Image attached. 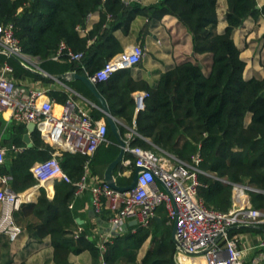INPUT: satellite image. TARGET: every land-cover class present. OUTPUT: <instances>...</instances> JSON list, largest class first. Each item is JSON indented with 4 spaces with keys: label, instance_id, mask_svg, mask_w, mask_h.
<instances>
[{
    "label": "trees",
    "instance_id": "trees-1",
    "mask_svg": "<svg viewBox=\"0 0 264 264\" xmlns=\"http://www.w3.org/2000/svg\"><path fill=\"white\" fill-rule=\"evenodd\" d=\"M226 2L227 26L221 33L217 30L218 0H159L149 6L136 1L127 4L123 0H0V25H14L22 51L39 58L40 67L47 73L74 71L92 76L124 50L116 31L128 35L137 15L155 20L166 15L177 18L192 37L194 53L211 56L207 73L201 62L186 60L162 73L157 85L150 88L136 81L130 69H126L116 72L108 81L97 82V90L106 100L110 113L122 122L117 125L123 138L135 120L136 131L150 141L137 137L133 145L158 147L187 162H192L198 154L201 156L199 167L210 175L200 174L199 197L208 208L229 212L233 207L232 184L238 183L254 189L249 192L251 206L264 212V76L245 78L247 63L234 39L235 31L248 18L264 15V5L259 8L257 0ZM95 12H100L99 21L82 37L80 31L87 27ZM91 39L95 40L89 44ZM62 43L67 50L83 53V57L71 60L65 50L55 60ZM6 63L12 66L14 78L19 82L40 80L55 84L54 80L39 77L0 53V68ZM66 85L68 88L51 87L49 96L64 104L71 98L79 100L76 94L79 93L99 105L82 81L66 82ZM138 90H146L149 96L145 108L136 113L133 95ZM90 108L93 118L104 119L108 126V141L98 148L91 162L93 174L104 179L120 147L105 114L97 107ZM2 127L0 121V132ZM6 132L3 145L24 148L8 155L0 165V176L8 178L10 191L26 193L39 185L32 167L53 154H59L62 168L74 182L83 176L86 157L55 150L50 138L39 129L31 133L32 148H27L23 140L28 133L27 124L12 121ZM124 158L134 161L128 153ZM127 169L130 167L122 163L115 169L119 186H128L133 180L134 166L129 177L122 175ZM41 177H47V173ZM54 188L52 200L41 188L37 202L23 203L13 217L24 229L22 235L26 233L39 242L50 238L55 264H71V255L85 251L91 254L93 264H102L101 258L106 264H178L177 246L172 239L174 223L169 222L167 213L157 211L161 223L153 219L147 227L129 226L126 231L114 234L102 251L93 230L95 226L76 222V201L82 199L76 193V186L61 181ZM96 216L101 222H109L113 213L105 209ZM256 227L235 228L229 235L254 231ZM149 238L151 247L140 261L139 251ZM0 264H14L11 241L6 235L0 236Z\"/></svg>",
    "mask_w": 264,
    "mask_h": 264
},
{
    "label": "built area",
    "instance_id": "built-area-1",
    "mask_svg": "<svg viewBox=\"0 0 264 264\" xmlns=\"http://www.w3.org/2000/svg\"><path fill=\"white\" fill-rule=\"evenodd\" d=\"M106 1V0H104ZM125 3L140 2V0H123ZM71 60H80L83 53H76L62 43L58 54L54 57L59 60L63 51ZM0 51L3 54H13L26 65L32 61L30 55L22 51V47L15 35L12 23L0 25ZM65 54V53H64ZM146 55L141 45H134L109 59L106 64L94 75L87 76L94 82L108 81L116 72L138 66ZM35 69L39 65L30 66ZM37 82L28 84L27 81H17L10 64L0 68V117L7 116L9 121L18 123L36 124V129L45 133L57 151H65L86 157L84 174L78 181H73L64 171L59 154L37 162L32 172L53 182H67L76 186L77 195L89 191L91 206L95 214L110 209L113 216L110 218V235L100 245L106 250L105 242L114 233L122 232V226L132 220H137L139 226L147 227L157 216V211L165 206L169 222L178 220V239L176 260L178 264H186L190 258L202 255L205 264H262L264 261V239L256 245L261 250L251 261L243 259L242 251L238 248L237 235L230 236L227 230L237 225H264V212L251 206L249 185L233 183V207L229 212L210 209L199 197L201 186L200 174L210 175L200 169L201 156L193 157L192 162L179 159L175 155L158 147L148 149L133 145V141L140 137L148 142L149 139L136 131V121L133 127L123 138L126 146L125 153L130 158L123 159L124 167H130L123 172L129 177L137 166L143 167L138 175L134 189L120 192L112 188L105 179H100L91 170L92 159L98 148L108 141V126L103 121H97L91 115V108L81 106L76 100L69 99L64 104L57 103ZM148 92L135 96L139 109L145 108V99ZM96 107V106H93ZM117 122L121 123L117 120ZM24 148L14 144L3 146L0 136V165L7 160L9 153L22 152ZM158 180L163 182L165 188ZM0 236L6 235L11 242H15L24 232L13 217L14 211L19 209V203L28 197L25 193H15L7 188L8 178L0 176ZM73 205H71V208ZM80 228L79 231H81ZM221 236L220 239H218ZM203 253V254H199ZM102 264L106 262L101 258Z\"/></svg>",
    "mask_w": 264,
    "mask_h": 264
},
{
    "label": "crops",
    "instance_id": "crops-1",
    "mask_svg": "<svg viewBox=\"0 0 264 264\" xmlns=\"http://www.w3.org/2000/svg\"><path fill=\"white\" fill-rule=\"evenodd\" d=\"M158 1L159 0H140V4L143 6H149L156 4ZM257 2L258 7L262 8L264 5V0H257ZM218 3L219 23L217 30L221 33L227 26L225 15L228 6L226 0H218ZM99 19L100 12L93 13L88 20L87 27L80 31V35L85 37L93 28V25L99 21ZM242 33L244 34L243 37H241ZM169 34L172 36V41L168 38ZM116 35L120 39L124 50L131 48L134 45H141L145 48L146 55L142 62L138 66L131 68L130 72L136 81L144 82L150 88H153L157 85L162 73L172 69V67L176 64H180L186 60L200 62L205 56L211 57L209 54L197 55L194 53L191 35L183 27V25L179 23L177 18L170 15H166L160 20H155L154 18L149 19L148 17L137 15L131 22L128 35H124L122 30L116 31ZM261 37L264 38V15L248 18L244 22V25L238 28L234 33L235 42L242 50L241 56L247 63L244 72L246 79L264 76V51L259 52L260 48L258 51H255L257 50V48H255L256 44L258 43L257 39ZM94 40L95 39H91L89 44H91ZM210 64L211 62L208 64V69L204 67V71L206 73L210 69ZM27 82L28 84L37 82L39 86L44 89H50L51 87L58 88V86L68 88L55 81V84H46L40 80H27ZM142 92H146V90H138L136 93H134V98L137 94ZM76 94L81 98L77 100L81 106L85 108H90V106L97 107V104L86 99L79 93ZM138 109L139 107L137 104L136 113L139 111ZM0 119L3 126L2 128L6 131L11 121L8 120L7 116H2ZM97 121H103L106 123L104 119H99ZM0 136L2 140L5 138V134L3 133H1ZM3 146L7 147L9 145ZM11 155L12 153H9V156ZM129 171L130 170L128 169V172ZM36 177L40 180L39 185L25 193L27 197L29 195L30 197L21 201L19 203V208L23 203H36L41 188H44L47 191V195L50 200L55 197L54 186L56 182L51 180L44 181L41 177ZM47 182L51 183V187L47 186ZM80 196L82 198L81 201H76L78 210L77 218H79L82 222V224L79 225L87 224L90 226H95L93 229L95 235L100 236L102 239H106L110 235V228L104 226L100 221V218L94 213L91 206V193L87 191ZM1 208L2 206L0 204V215ZM129 226L130 225H128V227ZM234 235H237L238 248L242 251L243 259L246 262L251 261L253 257L260 254L261 250L257 248L256 245H258V243L264 239V227L257 226L254 231H248ZM91 239H93V237H91ZM149 239L151 241V238ZM148 240L144 243L139 251L138 259L140 261L144 258L148 251L146 248L151 247L150 244H147ZM11 253L14 257V264H21L22 262H26V264H55L53 261V248L51 246L49 237H46L43 241L39 242L31 239L28 234L25 233L21 235L15 242H11ZM198 258L199 263H197V261L193 263V260L189 259L186 264H200V259H203L204 257L200 255ZM70 262L71 264H93L91 254L87 251L79 255H71Z\"/></svg>",
    "mask_w": 264,
    "mask_h": 264
},
{
    "label": "water",
    "instance_id": "water-1",
    "mask_svg": "<svg viewBox=\"0 0 264 264\" xmlns=\"http://www.w3.org/2000/svg\"><path fill=\"white\" fill-rule=\"evenodd\" d=\"M0 53H2V52L0 51ZM7 56L16 60L23 67H25L27 70H29L30 72H32L33 74H35L39 77L52 79L55 82L60 83L66 87H68L66 85V82L80 80L91 90V92L96 96V98L99 101V105H97V107L99 108V110H101L105 114L106 120L108 121V123L111 127V130L114 133L116 140L118 141V144L120 147L119 155L108 165V167L105 171V174H104V179L112 188H114L115 190H118L120 192H125V191H129L131 189H134L137 185L138 175L142 170H144V168L140 167V166H137L135 168L134 177H133V180H132L130 185H128V186H119L118 185L116 177L114 175V172H115V169L122 163V161L124 159L126 143H125V141H124L123 137L121 136L120 131L118 129L117 118L114 117L110 113V110L108 108L106 100L97 90V87H96L97 82L92 81L87 75H81V74H78L77 72H74V71H72V72L69 71V72H65V73L57 74V75H51V74L47 73L46 71H44L42 68L35 69L33 67L26 65L20 58H18L17 56H15L13 54L8 53ZM28 130L29 131H28V133H26L24 135L23 140H24L25 144L27 145V148H32L33 142L31 139V133L36 130V124L34 122L28 123ZM158 181L165 187L163 182H161L160 180H158ZM155 220H157L160 223L162 222V220L158 216L155 217ZM76 222L78 224H82V222L79 218L76 219ZM102 223L104 226H107L109 228L111 226V224L109 222H102ZM137 224H138L137 220H132L128 224H124L122 226V228H123L122 232L127 230L128 225L134 226ZM241 227H255V226H253V225H237V226H233V227L229 228L227 230V232H230L231 230H233L235 228H241ZM177 231H178V220H176L173 224L172 239H173L174 243L176 244V246L180 247V242L178 239ZM122 232H118V233H114V234H120ZM220 238H221V236L218 239H220ZM199 254H203V253H199Z\"/></svg>",
    "mask_w": 264,
    "mask_h": 264
},
{
    "label": "rangeland",
    "instance_id": "rangeland-1",
    "mask_svg": "<svg viewBox=\"0 0 264 264\" xmlns=\"http://www.w3.org/2000/svg\"><path fill=\"white\" fill-rule=\"evenodd\" d=\"M244 36V34L242 33L241 34V37H243ZM165 37H166V35H165ZM168 38L172 41V36H171V34H169V36H168ZM264 38L263 37H261V38H258L257 39V41H258V43L256 44V47L255 48H257V50H255V51H258V49L260 48V50H259V52L260 51H264ZM194 51V50H193ZM32 57V61H31V63L29 64L30 66H34V65H39L40 66V59L39 58H37V57H33V56H31ZM201 63H202V65L205 67V68H207L208 69V64L211 62V57H208V56H205V57H203L202 59H201V61H200ZM78 96V95H77ZM78 98L79 99H81L79 96H78ZM7 131V130H6ZM5 130H1V132L0 133H3V134H5V132H6ZM7 133V132H6ZM54 155V154H53ZM158 211L160 212V213H167V211H166V209H165V206L164 205H162L161 207H159V209H158ZM97 241H98V244L99 245H101L102 244V242L104 241V239H102L100 236H97ZM147 244H150L151 245V241H150V239L148 240V243ZM147 246V245H146ZM146 249H150V247L149 248H146ZM200 258V257H199ZM198 257H195V258H190L191 260H193V263H195V261H197V263H199L198 262V259H199ZM204 261V262H203ZM200 264H205V258H203V259H200Z\"/></svg>",
    "mask_w": 264,
    "mask_h": 264
},
{
    "label": "bare ground",
    "instance_id": "bare-ground-1",
    "mask_svg": "<svg viewBox=\"0 0 264 264\" xmlns=\"http://www.w3.org/2000/svg\"><path fill=\"white\" fill-rule=\"evenodd\" d=\"M49 181V180H48ZM46 184H48L47 186L51 187V183L47 182Z\"/></svg>",
    "mask_w": 264,
    "mask_h": 264
}]
</instances>
